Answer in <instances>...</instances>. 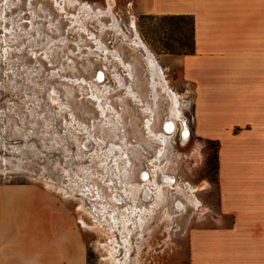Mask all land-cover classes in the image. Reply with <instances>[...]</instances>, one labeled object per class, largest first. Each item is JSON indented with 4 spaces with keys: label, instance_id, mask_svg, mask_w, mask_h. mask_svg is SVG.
<instances>
[{
    "label": "rangeland",
    "instance_id": "1",
    "mask_svg": "<svg viewBox=\"0 0 264 264\" xmlns=\"http://www.w3.org/2000/svg\"><path fill=\"white\" fill-rule=\"evenodd\" d=\"M71 1L0 0V184L32 185L51 195L65 212L71 233L82 243L86 264H119L118 259L125 256L127 264H189L192 228L209 220L216 211V145L199 140L191 133L190 91L181 80L176 60V56L188 53L191 48L190 17L134 16L123 7L122 21L134 23L133 27H127V33L120 27L115 14L120 6L113 0ZM79 2L88 3L89 15ZM95 12H99L96 17ZM102 25L117 27L119 31L122 28L131 38L134 29L137 31L162 66L165 82L178 95L179 115L187 123L184 136V131H179V121H175L172 141L165 144L167 149L158 160H155L157 143H139L143 156L126 161L124 178L117 176L109 155L105 166L110 173L90 155L94 148L102 149L103 153L110 150L111 156L121 151L110 145L109 140L97 138L101 136V128L93 124L97 123L99 114L89 95L93 93L89 82L67 79L93 80L95 72L102 70L108 77L104 81L116 87L110 77L112 67L124 73L113 58L102 62L95 56L98 51L87 35L89 32L108 48L112 44L110 49L117 50L124 61L134 63L135 75L142 85L140 90H146L149 70L142 50H131L121 32L115 33L109 28L101 31L98 26ZM78 39H83L81 49L75 47ZM121 94L123 90H117L109 96L115 109L122 106L117 101ZM161 95L157 100L160 111L156 129L163 130L160 123H165L168 101ZM124 102L126 107L121 117L127 140L134 139L136 131L142 140L144 114L128 98H124ZM84 141L89 146L81 151L79 144ZM111 143L119 144L117 140ZM125 159L119 157L118 160L122 164ZM152 160L159 165L155 180L159 194L155 197L149 190H141L134 200L122 182L145 184L149 175H143L152 168ZM177 185H188L184 190L186 194L179 193ZM190 185L194 189L190 190ZM57 186L68 194L58 191ZM75 186L82 187L84 194H79ZM125 210L130 212L127 217L132 222L122 225ZM140 215L142 221L134 222ZM96 220L103 226H98ZM129 230L128 240L124 235ZM111 237L119 246L108 261L104 246L113 247Z\"/></svg>",
    "mask_w": 264,
    "mask_h": 264
},
{
    "label": "crops",
    "instance_id": "2",
    "mask_svg": "<svg viewBox=\"0 0 264 264\" xmlns=\"http://www.w3.org/2000/svg\"><path fill=\"white\" fill-rule=\"evenodd\" d=\"M134 16L189 15L176 56L191 133L216 149V211L192 228L189 264H264V0H113ZM57 201L0 184V264H86Z\"/></svg>",
    "mask_w": 264,
    "mask_h": 264
},
{
    "label": "bare ground",
    "instance_id": "3",
    "mask_svg": "<svg viewBox=\"0 0 264 264\" xmlns=\"http://www.w3.org/2000/svg\"><path fill=\"white\" fill-rule=\"evenodd\" d=\"M68 1H70L72 3L71 0H68ZM82 3H83L82 8L85 7L86 13H88L87 15H89L90 12H88V11L90 8H89V6H87L88 8H86V5L88 3L87 4L84 2H82ZM82 3L79 2V5ZM94 15H95V17L98 16L99 12H95ZM90 19H93V18L90 17ZM53 25L55 27L54 23H53ZM104 28H109V29L113 28V30L115 32H121L117 29V27H104V25H102V27H100V30L103 31ZM83 30L86 31V29L84 27H83ZM87 35L91 38L92 42L96 43L95 49L98 51V54H96L95 56L101 58L102 62H105V61L110 62L109 57L113 58L117 62V64L123 68V70L125 71V75H122L120 72H117L116 68L112 67L114 70H111V74H112V77L116 83V87H113L112 85L108 84L105 81H100L102 79V74H98V76L96 78L94 77L95 76V74H94L93 80H87L84 77L67 78V79H74V80H78V81L83 80L85 82H87V81L89 82L88 86L91 90H93V93H91L89 95L93 98L92 101L94 103V106H95L98 114H99V118L97 119V123L93 124L97 128H99V127L101 128V129H99V134L101 136L97 137V138H99V140H103V138H105L104 139L105 142H107L109 140L110 145H114L116 147V149H118V151H121L118 154L115 153L111 156V154L113 152H110V150L103 153L102 149L98 150V149L94 148V150L90 153V155H94V157L99 162V165L105 169L104 171L106 173H110L111 171H109L107 169V167L105 166L106 165V158L109 155V157H111V159L113 161L115 169L117 170V176L120 175L119 178H121V176L124 178L125 177L124 173H125L126 167L128 166L127 162H129L128 159L131 157L136 158L138 156H143L142 153L144 150L143 151L141 150L142 146H140L139 143H143V144H145V143L148 144V142L157 143L159 147L157 149V152L155 153V160H158L159 157H162L161 153H163V150L166 148L165 144L166 145L168 143L170 144L172 141V140L170 141V139H172L171 135L175 131V129L173 127L175 125V121L176 120L179 121V124H178L180 126L179 131L180 132L184 131V136H186V134H187V132L185 131L187 123L184 122L185 120H182L180 118V115H179L180 111L178 108V103H179L178 95L166 83L167 80L165 78V74H164L162 66H160L157 59L153 55V53H151L148 50V47L143 43V41L141 40V38L139 37V35L135 29H134L133 38H128L127 43L130 46L131 50L139 51L141 49L143 52L142 56H143L144 61L148 67V70H149V75H148V80L146 82V90L145 91L140 90V87L142 85H141V82L139 81L137 75H135L134 63L131 60L127 61V62L124 61L117 50L109 49L99 38L92 37L93 34H90L88 32ZM49 56H50V54H49ZM125 78H128L127 79L128 81H126ZM90 83H92L93 85ZM117 90L118 91L123 90V94L117 96V101L122 106L118 109H115V107L110 102L109 96L111 94H113L114 92H116ZM83 91H84V89H83ZM79 92L81 93V91H79ZM160 94H162V95L164 94L166 97V100L168 101L167 117L164 120L165 121H172V123L167 124L165 127L162 125L163 124V121H162L160 124H161L162 128H164L163 130H161V128L156 129V121H158L157 116H158V113L160 111L157 100L160 97ZM83 96L85 97V94ZM162 97H164V96H162ZM124 98H128V100L130 101L131 104H136V106L140 108L142 115L144 114V121L142 124V130H143L142 136L144 138L142 140L140 139L141 135L136 130H135L136 133H134V135H133L134 139L131 138L130 141L127 140V133H126V131H124V125H123L124 122L122 123V117H121L122 111L125 110V107H126V103L124 102ZM132 99H134V100H132ZM155 99H156V101H155ZM136 101H138L139 103H136ZM136 139H138V141ZM116 140H117V142H119V144L116 145L114 143H111V142H115ZM97 143L98 142L95 143V146L97 145ZM85 146L86 147L89 146V144H86V141H84V144L82 142H80L79 150L82 149L81 151H83V150L85 151V149H87ZM119 157H121V159H123V158H127V159H125V162H123L121 164V162H120L121 160H118ZM150 164H151L152 168H150L149 171L146 170L145 175H143V177H146V175L147 176L149 175L148 180H147V182H145V184L133 185L131 182H127V181L122 182V185L123 184L125 185L126 190L132 195L134 200L137 197V193L138 192L140 193L141 190L142 191L143 190H145V191L149 190L155 197H156V195L159 194V190H160L159 186L156 185V183H155L156 176H157L156 169H157V166H159V165L155 164V162H153V160L150 161ZM158 169H160V168L158 167ZM160 171H161V169H160ZM148 172H149V174H148ZM111 175H108V177H110ZM144 179H146V178H144ZM164 179H167V177L165 176ZM117 181H118V183L120 182L119 179ZM175 183H177V182H175ZM50 186L54 187L52 185H50ZM76 186L73 188H77ZM187 186L186 185H182V186L177 185V186H175V188L178 190L179 193L184 195V194H186L184 190H186L188 188ZM167 187L173 188V186L170 184H167ZM77 189L79 190V194L80 193L84 194L82 187H78ZM189 189L190 190L194 189V186L190 185ZM57 190L62 191L64 194H68L66 192V190L64 188H61L60 186H57ZM71 191H72V189H71ZM193 201H195V200H193ZM150 206L152 207L153 204L150 203ZM182 206H184V205L182 204ZM104 207H106V206H104ZM151 209H153V208H151ZM99 212L102 215L103 205L100 206ZM124 213H125L124 218L121 219L122 225H126L128 222H132L131 219L127 217V214L130 216V214H129L130 212L128 210H125ZM121 215H122V213H121ZM92 216H93V214H92ZM141 217H142V215L138 216L137 221H134V222H136V223L141 222L142 221ZM98 221L99 220H96L98 226L102 227L103 224H101ZM112 222H113V220H112ZM124 230H125V227L123 228V231ZM129 234H130V230L126 231V233L124 235L127 237L128 240H129ZM110 241H111V244L113 247L108 249L106 246H104V249L107 251V254H108V257H107V259L109 258L108 261L109 260L111 261L112 256H113L112 251L115 252L117 250L116 246L118 245V242L115 240L114 237H111ZM128 249L129 250L131 249L129 243H128ZM118 260L120 262L119 264H127L126 256L123 258H120Z\"/></svg>",
    "mask_w": 264,
    "mask_h": 264
},
{
    "label": "built area",
    "instance_id": "4",
    "mask_svg": "<svg viewBox=\"0 0 264 264\" xmlns=\"http://www.w3.org/2000/svg\"><path fill=\"white\" fill-rule=\"evenodd\" d=\"M121 7H119V8H117V12H115V14H116V16H117V18H118V21L120 22V27H123L124 29H125V32H127V33H129V31L127 30V27H133L131 24H134L131 20H129V22L127 21V23L126 22H124V21H122V18H121ZM126 9V8H125ZM133 17V16H132ZM130 18H131V16H130ZM98 27H101V26H98ZM112 27V26H111ZM99 30H100V28H99ZM111 30H113V29H111ZM114 31V30H113ZM115 32V31H114ZM124 31H122V28H121V36L122 37H125V39L127 38H131V37H128V35H126V33H125ZM115 33H117V32H115ZM133 34H134V31H133ZM94 35V34H93ZM95 37V36H94ZM83 39H81L80 41H79V39H78V41H76L75 42V47H76V49H81V44H83L82 41ZM93 43V47H94V49H95V47H96V43H94V42H92ZM110 47H112V44H110ZM110 47H109V49H110ZM91 48V47H90ZM113 50H115V49H113ZM93 51V50H92ZM120 73L122 74V75H125V71H124V73L122 72V71H120ZM98 74H102V79L100 80V81H104L105 79L107 80L108 79V77H107V75H105L104 74V72L102 71V70H97L96 72H95V78L98 76ZM112 76V74L110 75V77ZM128 79V78H127ZM106 82V81H105ZM108 83V82H107ZM166 122V121H165ZM173 127H175L174 129L176 130V126L174 125Z\"/></svg>",
    "mask_w": 264,
    "mask_h": 264
},
{
    "label": "trees",
    "instance_id": "5",
    "mask_svg": "<svg viewBox=\"0 0 264 264\" xmlns=\"http://www.w3.org/2000/svg\"><path fill=\"white\" fill-rule=\"evenodd\" d=\"M166 17V16H165ZM170 18L174 19V18H178V19H184L185 17H189V15H175V16H169ZM216 145V144H215ZM216 149H217V145H216ZM215 162H216V152H215ZM216 167V166H215Z\"/></svg>",
    "mask_w": 264,
    "mask_h": 264
},
{
    "label": "water",
    "instance_id": "6",
    "mask_svg": "<svg viewBox=\"0 0 264 264\" xmlns=\"http://www.w3.org/2000/svg\"><path fill=\"white\" fill-rule=\"evenodd\" d=\"M170 123H172V121H166L163 126L165 127L167 124H170Z\"/></svg>",
    "mask_w": 264,
    "mask_h": 264
}]
</instances>
